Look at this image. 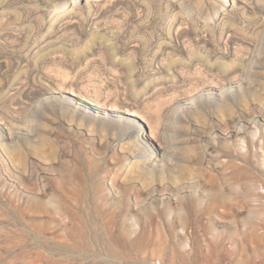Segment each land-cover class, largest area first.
<instances>
[{
	"label": "rangeland",
	"instance_id": "374dc122",
	"mask_svg": "<svg viewBox=\"0 0 264 264\" xmlns=\"http://www.w3.org/2000/svg\"><path fill=\"white\" fill-rule=\"evenodd\" d=\"M263 19L264 0H0V264H264Z\"/></svg>",
	"mask_w": 264,
	"mask_h": 264
},
{
	"label": "bare ground",
	"instance_id": "6f19581e",
	"mask_svg": "<svg viewBox=\"0 0 264 264\" xmlns=\"http://www.w3.org/2000/svg\"><path fill=\"white\" fill-rule=\"evenodd\" d=\"M233 1V3L235 2V0H232ZM240 1H242V0H240ZM233 6V5H232ZM222 14V13H221ZM264 20V19H263ZM237 69V68H236ZM239 69V68H238ZM238 69H237V71H238ZM236 72V71H235ZM231 74V73H230ZM234 74V73H233ZM233 74H231V75H233ZM232 78H233V76H232ZM235 78H237L236 76H235ZM229 80H230V78H228ZM239 79V78H238ZM237 79V80H238ZM212 80V79H211ZM238 82V81H237ZM231 83V82H230ZM239 84V83H238ZM219 87V86H218ZM70 93L72 94V95H74V96H76V97H78L80 100H82V101H84L85 103H87L88 105H90V106H94V107H96V108H98V109H100V110H102V112H101V116H100V118L101 119H103V120H105V121H107V122H109V123H111V124H118V125H120V126H125V127H129V128H132V127H134L136 124H133V122L131 123V122H128L129 120H125V118L123 117V116H127V115H137L138 113H137V110H134V109H129V108H125V107H122V108H119V106L117 105V106H115V105H110V106H107L106 104V106H103L102 105V102H100L99 100H97L96 98H93V97H91V96H87V94L85 95V94H83V93H81L80 91L78 92V91H76V90H70ZM121 107V106H120ZM100 112V111H99ZM96 113H98V112H96ZM137 113V114H136ZM161 114V113H160ZM160 114L158 115L159 117H161L160 116ZM161 115H164L163 114V112H162V114ZM158 116H156V117H158ZM165 116V115H164ZM164 116H162V118L164 119ZM158 117V118H159ZM161 118V119H162ZM96 119V118H95ZM156 120H157V118H155ZM160 119V120H161ZM153 121H155V120H153ZM162 121V120H161ZM161 121H159L158 120V122H161ZM164 121V120H163ZM149 122H150V120H149ZM152 122V121H151ZM165 122V121H164ZM155 123H156V121H155ZM163 123V122H162ZM148 124H150V123H148ZM160 124V123H159ZM159 124H155V125H152V123L150 124L151 126H153V128L155 129V127L156 128H160V126H159ZM164 127V126H163ZM138 128V127H137ZM151 129V128H150ZM130 130V129H129ZM139 130V129H138ZM160 130V129H159ZM162 131V130H161ZM164 132V131H163ZM161 133V134H164V133ZM159 134V133H158ZM161 134L160 135H158V136H161ZM165 135V134H164ZM148 137H150V138H156L155 137V132L153 131V130H151V132H150V134H148ZM161 137H163V135L161 136ZM164 138V137H163ZM162 138V139H163ZM158 139H159V137H158ZM160 140V139H159ZM161 147V146H160ZM165 148V147H164ZM164 150H166V149H164ZM166 152V151H165ZM152 156V155H151ZM157 157V156H156ZM159 159V158H158ZM157 160V159H156ZM155 162V161H154ZM216 165V164H215ZM69 214V213H68Z\"/></svg>",
	"mask_w": 264,
	"mask_h": 264
}]
</instances>
